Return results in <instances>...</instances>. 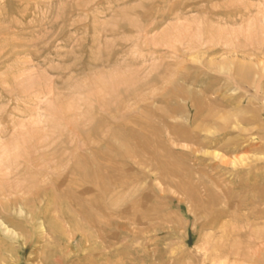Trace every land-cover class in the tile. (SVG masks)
<instances>
[{
    "label": "rangeland",
    "instance_id": "obj_1",
    "mask_svg": "<svg viewBox=\"0 0 264 264\" xmlns=\"http://www.w3.org/2000/svg\"><path fill=\"white\" fill-rule=\"evenodd\" d=\"M262 64L264 0H0V264H241Z\"/></svg>",
    "mask_w": 264,
    "mask_h": 264
},
{
    "label": "bare ground",
    "instance_id": "obj_2",
    "mask_svg": "<svg viewBox=\"0 0 264 264\" xmlns=\"http://www.w3.org/2000/svg\"><path fill=\"white\" fill-rule=\"evenodd\" d=\"M231 65H233V63ZM263 70H264V65L262 64V66L258 67L257 72H255L254 75H257L259 73H262ZM242 73H244V72H242ZM263 73H264V71H263ZM259 79L261 80L260 77H259ZM220 192H222V191L220 190ZM248 202H250V201H248ZM252 203L253 202H251V204ZM243 204H245V203H243ZM253 214H254L253 215L254 216V220H259L260 218L263 217V212L262 211H259V210L256 211ZM251 225H252V227L254 229L257 227V224L256 223L251 222ZM237 232H239V231H232V234H230L231 238H235V239H233L234 240L233 241V245L229 244V245H231V252H232L233 256H236L241 261V264H264V236L262 238H260V237H257V234H256L257 232L250 233L248 236H246L243 239L244 241L242 240V243H241V241H238V240H240L242 237Z\"/></svg>",
    "mask_w": 264,
    "mask_h": 264
}]
</instances>
